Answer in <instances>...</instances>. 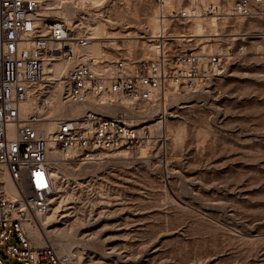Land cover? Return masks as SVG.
I'll return each instance as SVG.
<instances>
[{
    "label": "rangeland",
    "instance_id": "rangeland-1",
    "mask_svg": "<svg viewBox=\"0 0 264 264\" xmlns=\"http://www.w3.org/2000/svg\"><path fill=\"white\" fill-rule=\"evenodd\" d=\"M65 1L70 2L66 24L89 44L94 31L86 26L98 27L99 37L123 35L100 40L113 58L97 63L149 58L161 44L187 51L212 42L175 37L188 34L197 21L174 16L217 0ZM50 7L42 15L55 19L63 13L62 5ZM161 12L169 27L164 37L150 38L144 20ZM209 18L196 19L207 27ZM224 19L217 21L219 32L245 35L238 38L247 48L222 78L211 76L192 89L168 91L159 103L113 112L137 129L145 127L146 146L131 151L128 159L103 158L119 151L96 150L86 162L50 150L59 163L50 166L56 173L55 195L39 223L62 243L56 246L46 237L57 253L96 264H264V58L257 55L264 49V36L257 37L264 20ZM135 35L146 38H128ZM103 100L120 103L101 98L103 116ZM156 122L161 126L149 127ZM140 148L147 153L142 159L136 157Z\"/></svg>",
    "mask_w": 264,
    "mask_h": 264
},
{
    "label": "built area",
    "instance_id": "built-area-1",
    "mask_svg": "<svg viewBox=\"0 0 264 264\" xmlns=\"http://www.w3.org/2000/svg\"><path fill=\"white\" fill-rule=\"evenodd\" d=\"M42 10L41 0H0V166L17 193L13 200L0 195V264L6 259L13 264H75L57 253L45 236L38 245L27 228L37 229L55 195L47 159L50 150L86 162L96 150L131 153L149 143L145 127L127 124L121 114L111 117L98 112L101 98L131 105L159 103L170 90L192 89L211 76L222 78L230 64L245 57L247 48L238 38L245 35L235 32L226 36L227 41L211 37L209 45L217 48L212 52L204 45L198 50L171 51L161 44L149 58L97 63L86 52L89 38L66 24L64 13L54 19L43 16ZM198 17L233 23L264 20V0L210 1L174 16ZM224 31L221 36L231 34ZM257 55L264 58V49ZM51 64L65 68L46 80L45 68ZM61 80L64 107L51 115L58 91L54 84ZM27 101L32 102V110L23 115L21 105ZM45 122L53 128L50 137L41 127Z\"/></svg>",
    "mask_w": 264,
    "mask_h": 264
},
{
    "label": "bare ground",
    "instance_id": "bare-ground-1",
    "mask_svg": "<svg viewBox=\"0 0 264 264\" xmlns=\"http://www.w3.org/2000/svg\"><path fill=\"white\" fill-rule=\"evenodd\" d=\"M162 1H164L166 4H168V2H170V0H162ZM191 1L194 2V0H191ZM199 1L201 2L203 0H199ZM41 2H42V6H43L42 14L46 13V12H44V10H52V9H54L53 7H50V6L62 5L64 16L67 17V16L70 15V2H66L65 0H41ZM181 11H183V10H181ZM184 11H187V9H184ZM157 13H159V11H157ZM157 13L155 15L151 16V17H146V19L144 20V23H145L146 27L149 29V32H150V35H151L150 38H158V37L162 38V37H164L163 32L167 31V29L169 27V21L166 19V15L164 14V12H161L159 15ZM60 14H62V12H60ZM172 16H174V15H172ZM194 20H196L197 22H194L192 24L191 30H190V32L188 34H186V35L179 34V35H177L175 37H179L182 41H185L187 43L188 42H192V41H199L196 38H205V39H202V41L209 43L210 42V41H208L209 39H206V38H211L212 37L213 39H215L214 37H221V35H220L221 32H219V30L217 28V25H218V23H217L218 20L217 19L209 18L208 19V23H207L208 24L207 27L203 26L202 24H200L198 19H194ZM223 23H225V22H223ZM86 27L89 28V30L94 31V32L91 33L92 37L90 39L91 40H95L93 42L91 41L92 43L89 44L88 47L86 48L87 53L90 56H92L93 58L97 59V60L98 59H102V58L111 60L113 57H111L108 53H106L105 50H103V48H102V44H104L105 42H100V40H107L108 41V39L112 40V39H117V38H124V37H122L123 35L120 37V35L118 36L117 33H113V32H111V33L105 32L104 33L103 32L104 33L103 37H99V32H96L98 27L97 28L93 27L92 29L89 26H86ZM119 34H121V33H119ZM231 35H235V33L232 32L230 35L228 34V35H224V36H228L229 37ZM255 35H256V33H255ZM258 35H260V36H257V37H261L260 39H263L262 36H264V27H263L262 33H260V34L258 33ZM257 37H251V38L256 39ZM128 38L144 39L146 37L135 35V36H131V37H128ZM258 39L255 40V41L257 42ZM148 42H150V41H148ZM106 44H110V43H106ZM142 44H144V42ZM256 45H257V43H256ZM149 47H150V51L151 50L152 51L155 50L154 47H151V45L147 44V48L148 49H149ZM209 47H212V45L208 44L207 46H205V50L207 52H211L210 51L211 49L209 50ZM212 50H214V47H213ZM215 50H217V48ZM144 53H145V50H144ZM64 68H65L64 66L59 65V64H51V65H49L48 67L45 68L46 80L51 78V77L52 78H56L60 74V72L64 70ZM43 84H44V86H49L48 82H44ZM62 84H63V80L57 81L54 84V87H57L58 91H57V93H56V95H55V97L53 99V110H52V114L51 115H56V114L60 113L62 111L63 107H64L63 106V101H62V94H61V86H62ZM31 103H32L31 101H27V102H25V103H23L21 105V111H22L23 115H26V114L31 112V110H32L31 109ZM101 107H103V108H105V110H107V111H103L104 115H106V116H110L111 115L112 116L113 112L116 109H120L121 107L122 108H131L132 105L126 100H121L120 103H118V104H114L113 102H109V101L103 100V102L101 104ZM159 125H160L159 122H156V123L152 124L149 127L150 128H158ZM41 127L45 130V133L47 134V137H50L51 133H52V130H53L51 123L50 122H45V123L41 124ZM146 154H147L146 150H144L143 148H140V149H138V151H136V155H137L136 157L141 158V159L144 158L146 156ZM128 155H129V153L126 152V151H119L117 153H112L110 155H106L103 158L128 159L129 158ZM47 159H48V163H49L50 166H53L54 168H58L59 163H58L57 156L55 155V151H50L49 155L47 156ZM63 160H67V159H63ZM53 175L55 176L56 173H53ZM0 195L5 197V198L11 199V200L15 199L16 195H17L16 190L14 188V185H13V183H12V181H11L7 171H6V169L3 166H0ZM36 226H37V229H35V228L34 229H32V228L30 229V226H27V228L29 230H31V233H33L35 242L38 245L43 243V238L42 237L45 236V238L47 237L48 239H54L53 240L54 245L61 247L62 243L58 240L57 236H49V235H47L48 232L45 229L46 226L45 227L41 226L39 222L36 224ZM97 261H99V259ZM96 263H98V262L94 263L91 259H88V260L82 259V257L80 255L77 256V262H75V264H96Z\"/></svg>",
    "mask_w": 264,
    "mask_h": 264
},
{
    "label": "water",
    "instance_id": "water-1",
    "mask_svg": "<svg viewBox=\"0 0 264 264\" xmlns=\"http://www.w3.org/2000/svg\"><path fill=\"white\" fill-rule=\"evenodd\" d=\"M2 258H3V259H5V257H4V256H3Z\"/></svg>",
    "mask_w": 264,
    "mask_h": 264
}]
</instances>
